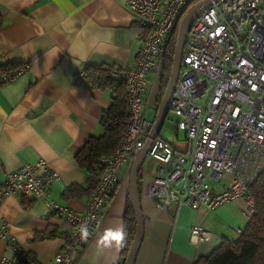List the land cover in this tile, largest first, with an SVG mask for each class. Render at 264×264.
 <instances>
[{
	"label": "crops",
	"instance_id": "1",
	"mask_svg": "<svg viewBox=\"0 0 264 264\" xmlns=\"http://www.w3.org/2000/svg\"><path fill=\"white\" fill-rule=\"evenodd\" d=\"M125 1L0 0V77L16 74L0 87V183L22 164L44 159L58 174L48 186L50 196L72 209L85 208L92 194L86 190V173L76 165L74 155L90 136L102 133L99 117L112 94L75 76L88 66L124 69L135 64L147 30L136 24ZM25 64L27 69L17 74ZM162 65L146 75L142 110L152 121L163 94ZM114 78L123 83L121 75ZM158 137L185 149V134L175 126L163 131L161 127ZM159 165L149 157L140 170L144 236L135 264H194L222 240H237L247 222L242 214L247 209L245 199L204 212L188 207L163 210L145 193ZM129 169L127 164L120 169L101 226L74 255V264L122 261L124 238L119 244L104 238L109 232L124 233ZM70 187L72 192L66 193ZM0 217L28 255L24 264H53L55 254L68 242L70 226L49 213L40 198L7 195L0 202ZM195 224L210 231L211 238L192 244L189 234ZM41 233L49 236L41 237ZM7 252L0 237V258Z\"/></svg>",
	"mask_w": 264,
	"mask_h": 264
},
{
	"label": "built area",
	"instance_id": "2",
	"mask_svg": "<svg viewBox=\"0 0 264 264\" xmlns=\"http://www.w3.org/2000/svg\"><path fill=\"white\" fill-rule=\"evenodd\" d=\"M198 1H125L147 35L135 64L110 72L111 77H122L128 120L111 154L97 160L101 174L83 210L50 196L48 186L58 174L44 159L22 164L6 173L0 183V202L16 193L40 198L49 213L70 226L68 242L55 254L53 264H74V255L99 230L120 169L131 164L153 123L142 110L146 75L160 67L169 35ZM27 67L23 65L16 73ZM15 75H2L0 87ZM168 110L178 117L175 128L185 134V149L161 137L151 141L147 156L160 165L146 183L145 193L167 211L188 207L204 212L243 198L247 209L242 214L249 220L254 212L250 185L264 170V0H217L198 15L185 38ZM0 237L8 250L0 264H20L24 250L1 217ZM210 238L211 232L200 224L190 228L192 244Z\"/></svg>",
	"mask_w": 264,
	"mask_h": 264
},
{
	"label": "trees",
	"instance_id": "3",
	"mask_svg": "<svg viewBox=\"0 0 264 264\" xmlns=\"http://www.w3.org/2000/svg\"><path fill=\"white\" fill-rule=\"evenodd\" d=\"M176 36H170L164 49V61L161 74V92H163L171 70L173 50ZM113 68L109 67H86L83 71L85 77L92 86L108 89L111 91V101L99 117L102 133L98 136H90L86 143L75 153L76 165L86 173V190L93 193L101 174L97 166V160L104 155L110 154L118 144L126 127L128 113L126 107L127 91L122 82H117L110 76ZM138 175V193L139 180ZM70 187L66 193H71ZM250 193L254 200V212L233 243L222 240L207 256L201 257L194 264H264V170L261 171L250 185ZM135 229L133 211L128 202L124 214V248L122 253L123 264L128 247L132 241ZM39 236H49L41 233ZM26 253L23 251L20 264L25 263ZM32 261L31 259L26 261Z\"/></svg>",
	"mask_w": 264,
	"mask_h": 264
},
{
	"label": "water",
	"instance_id": "4",
	"mask_svg": "<svg viewBox=\"0 0 264 264\" xmlns=\"http://www.w3.org/2000/svg\"><path fill=\"white\" fill-rule=\"evenodd\" d=\"M215 1L217 0H199L187 9L176 27V40L167 84L159 102L150 131L143 145L134 153L130 164L128 200L134 215L135 229L123 264H135L136 256L144 236V219L138 193V175L147 156L148 147L151 141L155 137H158L160 129L167 117L169 100L177 82L187 32L198 15Z\"/></svg>",
	"mask_w": 264,
	"mask_h": 264
},
{
	"label": "rangeland",
	"instance_id": "5",
	"mask_svg": "<svg viewBox=\"0 0 264 264\" xmlns=\"http://www.w3.org/2000/svg\"><path fill=\"white\" fill-rule=\"evenodd\" d=\"M170 36H173V37L176 36V30H175V32L171 33L169 35V37ZM177 120H178V117L173 112L168 111L167 117H166V119H165V121L163 123V126H162V131L165 130L166 128H168V127H169V129L174 127ZM148 158H146V160L144 161V163L142 165V170L144 169V167L147 166Z\"/></svg>",
	"mask_w": 264,
	"mask_h": 264
},
{
	"label": "clouds",
	"instance_id": "6",
	"mask_svg": "<svg viewBox=\"0 0 264 264\" xmlns=\"http://www.w3.org/2000/svg\"><path fill=\"white\" fill-rule=\"evenodd\" d=\"M124 238V233L122 231L119 232H109L106 236H105V241H109V240H114L117 242V244H119Z\"/></svg>",
	"mask_w": 264,
	"mask_h": 264
}]
</instances>
